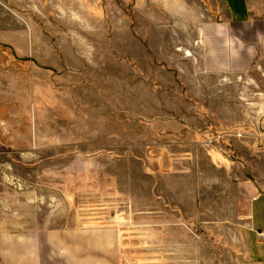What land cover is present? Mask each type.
<instances>
[{
  "label": "rangeland",
  "instance_id": "rangeland-1",
  "mask_svg": "<svg viewBox=\"0 0 264 264\" xmlns=\"http://www.w3.org/2000/svg\"><path fill=\"white\" fill-rule=\"evenodd\" d=\"M225 13L210 0H0V112L28 110L30 126L29 149L0 145V208L16 189L46 204L62 197L48 188L77 186L91 216L122 215L120 264H245L246 215L230 210L247 201L231 184L264 153V56H247Z\"/></svg>",
  "mask_w": 264,
  "mask_h": 264
},
{
  "label": "crops",
  "instance_id": "crops-1",
  "mask_svg": "<svg viewBox=\"0 0 264 264\" xmlns=\"http://www.w3.org/2000/svg\"><path fill=\"white\" fill-rule=\"evenodd\" d=\"M210 1L220 5L224 12L227 11L226 23L243 25L247 56L251 52L254 57L264 56V0ZM218 31L214 38L220 36L217 35ZM227 31L220 37H225L227 33L229 38L242 37L232 33V30ZM28 119V110L20 113L14 111L8 115L0 112V145L13 150L19 147L29 149L26 136L30 132V126L26 124ZM19 122L23 126L18 125ZM19 137L24 138L23 146H18ZM103 157L110 163L115 159L112 153ZM225 165L231 168L229 164ZM240 170L242 172L239 178H235L236 184L232 182L231 188L234 192L236 188L243 191L241 195L247 201L246 210L233 207L230 212L246 215V227L238 230L244 263L264 264V238L259 239L257 236L258 232L264 235V153L245 160ZM77 188L71 185L48 188L62 197L60 202L46 204L34 198L40 189L12 191L15 202L10 201L0 208V264H120L121 254L127 251L126 243L121 239L128 235L127 228L122 225V215L107 217L98 212L97 216H91L92 204L83 206L73 202L72 195L78 192ZM79 190L84 192L86 188L80 187ZM238 194L234 196V201ZM191 202L193 209L190 216H201L197 197L194 196ZM96 207L104 208L98 204ZM117 207L113 205L116 212ZM106 219H112L113 223L106 224ZM123 220L127 221L125 218ZM112 239L118 240L116 246H112Z\"/></svg>",
  "mask_w": 264,
  "mask_h": 264
},
{
  "label": "built area",
  "instance_id": "built-area-1",
  "mask_svg": "<svg viewBox=\"0 0 264 264\" xmlns=\"http://www.w3.org/2000/svg\"><path fill=\"white\" fill-rule=\"evenodd\" d=\"M257 236H258L259 239H263L264 238V235H262V233H260V232L257 233Z\"/></svg>",
  "mask_w": 264,
  "mask_h": 264
}]
</instances>
